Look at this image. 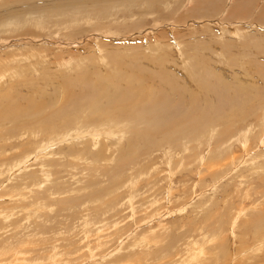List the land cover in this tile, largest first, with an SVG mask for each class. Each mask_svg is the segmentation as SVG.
Returning a JSON list of instances; mask_svg holds the SVG:
<instances>
[{
  "label": "rangeland",
  "instance_id": "obj_1",
  "mask_svg": "<svg viewBox=\"0 0 264 264\" xmlns=\"http://www.w3.org/2000/svg\"><path fill=\"white\" fill-rule=\"evenodd\" d=\"M5 21L0 246L264 264V0H0Z\"/></svg>",
  "mask_w": 264,
  "mask_h": 264
},
{
  "label": "bare ground",
  "instance_id": "obj_2",
  "mask_svg": "<svg viewBox=\"0 0 264 264\" xmlns=\"http://www.w3.org/2000/svg\"><path fill=\"white\" fill-rule=\"evenodd\" d=\"M15 22V21H14ZM18 22V21H17ZM16 23V22H15ZM11 23H9V22H0V26H3V30H5V28H7V26H9ZM17 25V24H16ZM12 27V26H11ZM1 31V30H0ZM0 41H1V38H0ZM20 41H22V40H20ZM25 41V40H24ZM33 41H31V43H32ZM6 44V43H5ZM2 44H1V42H0V46H1ZM26 51V50H25ZM53 130V129H52ZM76 130V129H75ZM58 131V130H57ZM55 132V131H54ZM72 132V131H71ZM76 132V131H75ZM77 133V132H76ZM80 133V132H79ZM63 135H68L69 134V131H66V132H63L62 133ZM78 134V133H77ZM248 134V133H247ZM71 135V134H70ZM78 136V135H77ZM47 137V136H46ZM79 137V136H78ZM262 139V138H261ZM240 141V140H239ZM245 142H247L246 144H248V142H249V136H245ZM48 144V143H47ZM218 155V154H217ZM221 155V154H220ZM202 156H204V155H202ZM218 157V156H217ZM220 157V156H219ZM232 157V156H231ZM225 158V157H224ZM234 158V157H233ZM230 159L229 161H227L225 164H227V163H231V162H233L234 163V160H235V158L234 159ZM204 159V158H203ZM226 159V158H225ZM24 159H22L18 164H15V165H17L18 166V169H19V167L22 165V161H23ZM205 160H206V158H205ZM221 160V159H220ZM256 160V159H255ZM224 161V160H223ZM240 161V160H239ZM24 162H26V161H24ZM23 162V163H24ZM27 163V162H26ZM222 168V167H221ZM220 168V169H221ZM213 169V168H212ZM210 171V170H209ZM16 172V171H15ZM47 173H50V171H47ZM48 175V174H47ZM43 179H45V178H43ZM42 179V180H43ZM45 181H46V179H45ZM42 182H44V180L42 181ZM217 183V182H216ZM215 183V184H216ZM214 184V185H215ZM117 186V185H116ZM114 187H115V185H114ZM118 188V187H117ZM121 188V187H120ZM119 190V189H118ZM16 191V190H15ZM132 191V190H131ZM22 193V192H21ZM130 194H132L133 195V192H131ZM19 196V195H18ZM11 201V200H10ZM14 202V201H13ZM7 203H9V202H7ZM15 203V202H14ZM85 203V202H84ZM102 204V203H101ZM85 206V205H84ZM88 206H90V205H88ZM84 209H87V206H86V208L84 207ZM89 209V208H88ZM87 209V210H88ZM111 209V208H110ZM115 209V208H114ZM241 212H240V214H242L243 212H244V208H241V210H240ZM115 212V211H114ZM13 213V212H12ZM86 213V212H85ZM108 213V212H107ZM10 216L11 215H7V217H6V219L7 218H10ZM12 216H15L14 214L12 215ZM86 216V215H85ZM1 219V218H0ZM85 220H87L86 218L84 219V222H85ZM17 222V219L15 220V222H13V224H15ZM92 222V221H91ZM102 222V221H101ZM119 222V221H118ZM95 223V225H93V222L92 223H89V222H87L86 223V226H88L89 227V229H92L93 230V226H95L96 227V222H94ZM121 223V222H120ZM164 224H162V226H163ZM1 226H4V223L3 224H1ZM20 226V225H19ZM104 227H105V225H103ZM119 227H120V225H118ZM122 226V225H121ZM236 226H238V217H237V219L233 222V228H235ZM8 226H6V227H3V228H7ZM21 227V226H20ZM109 228V227H108ZM95 229V228H94ZM104 229V228H103ZM107 229V228H106ZM96 230V229H95ZM102 231V230H101ZM108 231V230H107ZM112 232V231H111ZM97 233H99V235H97L96 236V238L97 237H99V243H98V245H102V244H105V242H104V240H103V238L105 237H101V235L102 234H100V232H97ZM106 234V233H105ZM115 235V234H114ZM39 237V239H40V236L41 235H38V234H35L34 236H33V241L35 240L34 239V237ZM109 236V235H108ZM42 237H44V236H41V238ZM101 237V238H100ZM144 237L145 238H143V239H140L138 242H144V241H147L148 239V244H150L151 245V243H153V242H155L154 244L156 245V244H159L160 243V241H156L157 240V238H159V237H157V235H154V236H152L151 238L149 237V236H147V235H144ZM76 238V237H75ZM29 239V238H28ZM27 239V240H28ZM105 240H106V238H104ZM206 239H208V238H206ZM45 239H43L42 238V241H44ZM102 240V241H101ZM125 240V239H124ZM124 240H122L123 242H124ZM26 241V240H25ZM33 241H30L31 243H29V240L27 241L28 242V244L30 245H32V242ZM108 241V240H107ZM208 241V240H207ZM211 241V240H210ZM123 242H121V243H123ZM193 242V241H192ZM191 242V243H192ZM34 243V242H33ZM81 243H82V241H81ZM35 244H36V241H35ZM201 244V243H200ZM199 243H195V244H192V248H191V244L189 245L190 246V248L188 249V252H191L187 257H185L184 259H182V261L179 263V264H203L207 259H209V258H207L206 259V256H205V259H204V256L202 255V254H205L206 255V250H205V248L204 247H202L201 245H200ZM3 245V246H2ZM22 245V244H21ZM30 245V246H31ZM40 245V244H39ZM44 245V244H43ZM204 245V244H203ZM12 246V245H11ZM11 246L10 247H8V246H6V245H4V244H1V246H0V254L2 255L3 253L5 254L6 252H8L9 250L11 251L12 249H11ZM15 246V245H14ZM14 246H12V248L14 247ZM25 246H27L26 244H25ZM37 246V245H36ZM55 246V245H54ZM120 246V245H119ZM57 247V246H56ZM206 247V246H205ZM33 248V247H32ZM35 249V248H34ZM43 249V248H42ZM83 249H85V247L83 248ZM82 249V250H83ZM203 249H204V252H203ZM256 252H259V254H263V249H264V236L260 239V241H258L257 243H256V246L253 248ZM20 250V249H19ZM19 250H14L13 252L11 251V253H12V257H11V260H9L8 261V263H6V264H21V260L22 261H24L25 260V262L26 263H24V264H27L28 262H27V260H26V255H24L23 253L25 252V254L27 253L26 251H19ZM25 250V249H24ZM27 250V249H26ZM45 250V249H44ZM118 250V249H117ZM121 250V249H120ZM119 250V251H120ZM34 251V250H33ZM33 251H31L32 252V254H33ZM49 251V250H48ZM53 251L54 250H52V252L51 253H53ZM30 252V253H31ZM56 252V251H55ZM54 252V253H55ZM114 252V251H113ZM219 252V251H218ZM262 252V253H261ZM8 253H10V252H8ZM51 253H48V254H51ZM57 254H58V252H56ZM55 253V254H56ZM79 252L77 251V254H78ZM54 254V255H55ZM116 254V253H115ZM140 254V253H139ZM31 255V254H30ZM51 256V255H49L48 256V258L50 257V259H46V261L47 260H49L50 262H49V264H67V263H69L70 262V260H65L64 261V257L63 258H57V257H55V256ZM62 255V254H61ZM108 255H109V253H108ZM125 255V254H124ZM3 256V255H2ZM107 256V255H106ZM128 256H129V254H128ZM136 256V255H135ZM135 256H133L131 259H133V260H135ZM114 257V256H113ZM125 257V256H124ZM123 257V258H124ZM157 257V256H156ZM137 258V257H136ZM245 258V257H244ZM40 259V258H39ZM67 259V258H66ZM111 259V258H110ZM119 259V258H118ZM121 259H122V256H121ZM162 259H167L165 262H163L162 260H161V258L160 259H156L155 261H149V260H147L146 262H141L140 260H135L136 262H132L130 259H128V260H130V261H127L126 259V261L125 262H122L120 259H119V261L117 262L118 264H167V261H168V259H172V258H166V256H163L162 257ZM211 259V258H210ZM209 259V260H210ZM241 259H243V258H241ZM34 260V258H32L31 259V261H33ZM37 260H38V258H37ZM73 260V259H72ZM208 260V261H209ZM233 260V259H232ZM1 261H3L2 259H0V262ZM35 261V260H34ZM178 261V260H177ZM176 261V262H177ZM30 262V261H29ZM40 262L41 261H39V263H36V262H34V264H40ZM174 263V264H177V263ZM232 262V261H231ZM3 263V262H2ZM31 263H33V262H31ZM237 263H239V261L237 262ZM3 264H5V263H3ZM29 264V263H28ZM41 264H44L43 262H41ZM116 264V263H115Z\"/></svg>",
  "mask_w": 264,
  "mask_h": 264
}]
</instances>
